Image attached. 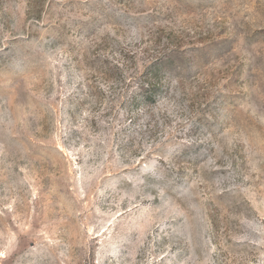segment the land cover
Instances as JSON below:
<instances>
[{
	"label": "rangeland",
	"instance_id": "obj_1",
	"mask_svg": "<svg viewBox=\"0 0 264 264\" xmlns=\"http://www.w3.org/2000/svg\"><path fill=\"white\" fill-rule=\"evenodd\" d=\"M0 264H264V0H0Z\"/></svg>",
	"mask_w": 264,
	"mask_h": 264
},
{
	"label": "trees",
	"instance_id": "obj_2",
	"mask_svg": "<svg viewBox=\"0 0 264 264\" xmlns=\"http://www.w3.org/2000/svg\"><path fill=\"white\" fill-rule=\"evenodd\" d=\"M125 59L126 55L122 59L110 67V73L105 71V79L108 81L113 80L114 83H120L124 81L127 87L133 85L137 86V93L131 99L132 103L135 105H141L147 108L155 105L158 101L159 94L165 92L167 93L169 89L168 80L170 76V70L175 60L167 53L158 55L152 59V61L146 65L145 71L140 74L131 75L126 70Z\"/></svg>",
	"mask_w": 264,
	"mask_h": 264
}]
</instances>
